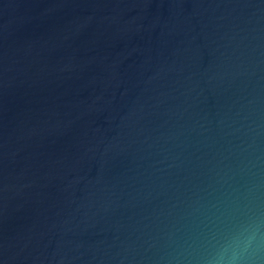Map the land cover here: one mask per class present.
Segmentation results:
<instances>
[{"label":"water","instance_id":"1","mask_svg":"<svg viewBox=\"0 0 264 264\" xmlns=\"http://www.w3.org/2000/svg\"><path fill=\"white\" fill-rule=\"evenodd\" d=\"M264 215V0H0V264H185Z\"/></svg>","mask_w":264,"mask_h":264},{"label":"clouds","instance_id":"2","mask_svg":"<svg viewBox=\"0 0 264 264\" xmlns=\"http://www.w3.org/2000/svg\"><path fill=\"white\" fill-rule=\"evenodd\" d=\"M185 264H264V215L240 217L214 235L202 258Z\"/></svg>","mask_w":264,"mask_h":264}]
</instances>
